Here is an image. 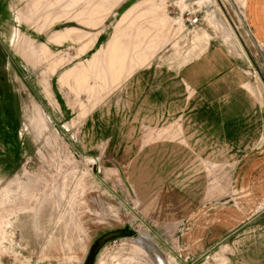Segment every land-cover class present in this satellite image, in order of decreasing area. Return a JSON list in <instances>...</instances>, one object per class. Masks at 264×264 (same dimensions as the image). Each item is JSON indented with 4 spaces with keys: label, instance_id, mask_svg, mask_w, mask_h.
Returning a JSON list of instances; mask_svg holds the SVG:
<instances>
[{
    "label": "rangeland",
    "instance_id": "374dc122",
    "mask_svg": "<svg viewBox=\"0 0 264 264\" xmlns=\"http://www.w3.org/2000/svg\"><path fill=\"white\" fill-rule=\"evenodd\" d=\"M243 4L0 0V264H159L153 246L164 264H186L185 222L232 202L234 150L178 148L177 123L142 128L130 146L85 126L92 117L100 134L118 133L112 105L130 73L185 62L211 39L246 71L262 117L252 138L264 136V48ZM103 106L110 118L98 124ZM165 138L171 147L153 149Z\"/></svg>",
    "mask_w": 264,
    "mask_h": 264
},
{
    "label": "crops",
    "instance_id": "0c3cea01",
    "mask_svg": "<svg viewBox=\"0 0 264 264\" xmlns=\"http://www.w3.org/2000/svg\"><path fill=\"white\" fill-rule=\"evenodd\" d=\"M242 15L245 28L264 48V0H244ZM203 45L185 62L177 59L172 65L161 60L134 69L121 91L122 100L117 107L112 105L120 123L118 133L100 134L92 117L85 133L87 129L97 132L98 139L121 137L123 145L130 146L142 128L165 130L177 123L179 134L186 137L185 142H176L178 148L201 157L205 149L214 152V147L229 145L234 150L227 157L234 163L232 202L216 204L204 214L195 212L185 222L190 225L181 237L185 262L264 264V136L253 139L251 132L262 118L260 107L254 100L249 102L247 73L239 60L222 43L208 39ZM104 106L97 115L98 124L110 118ZM126 138L134 141L127 143ZM151 143L153 149L173 144L168 138ZM158 261L164 264L161 254Z\"/></svg>",
    "mask_w": 264,
    "mask_h": 264
},
{
    "label": "built area",
    "instance_id": "2783aa9c",
    "mask_svg": "<svg viewBox=\"0 0 264 264\" xmlns=\"http://www.w3.org/2000/svg\"><path fill=\"white\" fill-rule=\"evenodd\" d=\"M186 22L188 26H195L199 23L200 18L199 15H197L196 13H194L192 10H188L186 12Z\"/></svg>",
    "mask_w": 264,
    "mask_h": 264
},
{
    "label": "water",
    "instance_id": "95a60500",
    "mask_svg": "<svg viewBox=\"0 0 264 264\" xmlns=\"http://www.w3.org/2000/svg\"><path fill=\"white\" fill-rule=\"evenodd\" d=\"M149 253L151 255H153L156 259H159V256H160L159 253L160 252L158 251V249L155 246H153V248L151 250H149Z\"/></svg>",
    "mask_w": 264,
    "mask_h": 264
},
{
    "label": "bare ground",
    "instance_id": "6f19581e",
    "mask_svg": "<svg viewBox=\"0 0 264 264\" xmlns=\"http://www.w3.org/2000/svg\"><path fill=\"white\" fill-rule=\"evenodd\" d=\"M140 237V236H139ZM139 237H138V239H139Z\"/></svg>",
    "mask_w": 264,
    "mask_h": 264
}]
</instances>
